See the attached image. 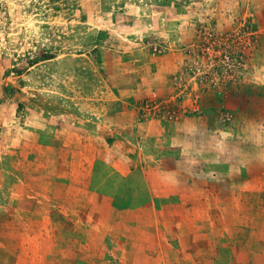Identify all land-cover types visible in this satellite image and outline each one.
Masks as SVG:
<instances>
[{
	"label": "rangeland",
	"instance_id": "rangeland-1",
	"mask_svg": "<svg viewBox=\"0 0 264 264\" xmlns=\"http://www.w3.org/2000/svg\"><path fill=\"white\" fill-rule=\"evenodd\" d=\"M0 264H264V0H0Z\"/></svg>",
	"mask_w": 264,
	"mask_h": 264
}]
</instances>
